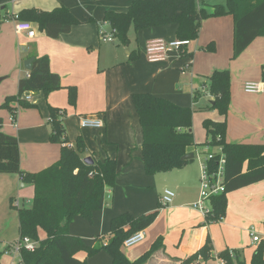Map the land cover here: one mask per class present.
Returning <instances> with one entry per match:
<instances>
[{
	"label": "crops",
	"instance_id": "0c3cea01",
	"mask_svg": "<svg viewBox=\"0 0 264 264\" xmlns=\"http://www.w3.org/2000/svg\"><path fill=\"white\" fill-rule=\"evenodd\" d=\"M132 1L0 0L3 15L17 14L26 8L52 10L64 5L81 21L70 32L61 33L57 38L47 36L34 22L36 34L28 37L16 31L13 21H0L2 131L18 138L21 168L27 172H39L61 157L63 144L51 140L49 122L51 108H61L65 110L62 123L69 142L76 144L82 138L85 143L84 159L111 157L117 160L116 184L113 189H106L104 207L94 212L92 222L78 216L69 226L70 232L81 236L86 244L93 246L98 238L106 243L111 220L121 213L139 216L158 211L154 222L144 229L145 238L131 247L123 246L130 260L139 259L159 238H163L164 246L154 251L143 264H182L203 248L210 237L213 244L210 257L200 255L187 264H226L217 257L224 250L250 262L260 243L264 242V180L228 193L223 218L206 222L201 211L193 207L200 194L199 158L198 164L190 161L179 169L155 175L146 173L143 131L132 96L150 92L181 106H199L201 109L214 101L205 83L206 78L216 70L228 69L231 73L229 111L222 115L214 110L213 118L226 120L228 142L264 144V92L245 90L247 82L264 81V36L254 39L239 56L234 57L233 16L210 17L202 21L199 37L183 50L170 53L167 60L150 62L146 57L147 43L160 38L176 40L177 24L138 31L131 26L127 45L118 38L103 41L100 36V31H112L109 23L102 22L105 11H126ZM225 2L198 0L200 6L211 11L212 5ZM90 18L97 22H89ZM209 45L215 50L206 49ZM135 55L138 57L131 60ZM37 56H48L51 71L61 78V88L47 94L43 91L27 92L25 94L30 98L24 100L30 105L13 101L10 107H3L8 97L18 95L20 79L29 74L25 62ZM71 86L76 88L74 106L68 101V87ZM196 92L199 95L195 100ZM11 106L18 108L16 124L9 121ZM82 116L103 119L105 125L102 128L82 127ZM193 116V131L198 143L203 138L201 122L195 119V114ZM205 133L207 138L206 129ZM200 149L201 145H197L187 147L186 151L196 154ZM166 189L173 190L175 198L170 205L162 207L160 198ZM33 197L34 186L25 183L19 174L0 173L3 230L17 226L15 230L20 233L19 215L13 213L15 207L11 198L14 205L21 206V202L33 200ZM253 230L262 241H253ZM13 242L7 236H1L0 264H15L20 260L18 254L7 250ZM89 264H113V261L106 251H101L89 259Z\"/></svg>",
	"mask_w": 264,
	"mask_h": 264
},
{
	"label": "trees",
	"instance_id": "16d2710c",
	"mask_svg": "<svg viewBox=\"0 0 264 264\" xmlns=\"http://www.w3.org/2000/svg\"><path fill=\"white\" fill-rule=\"evenodd\" d=\"M212 7L213 11L200 6L198 0H133L126 11L106 10L102 22L109 23L113 37L127 45L130 42L131 26L138 31L174 23L178 26L177 39L192 41L199 37L204 19L232 15L235 22L234 57L239 56L254 39L264 36V0H226L225 4H214ZM18 15L21 19L36 23L51 38L68 33L74 25L81 23L64 5L52 10L26 8ZM89 22L97 20L90 18ZM104 34V31H100L101 39ZM212 45L206 49L215 50ZM137 57L132 56L131 60ZM262 74L264 80V68ZM205 83L214 97L211 107L226 115L231 103L230 71L216 70L206 78ZM61 86L60 76L50 69L48 56H37L28 76L19 81L18 95L8 97L2 106L10 107L13 101L20 105H30L22 98L25 93L43 91L47 94ZM198 95L199 92H196L195 100ZM68 96L69 104L76 105L75 87H68ZM132 97L143 131L146 173L155 175L188 164L191 160H182L187 154V147L200 145L193 134V107L181 106L150 92L134 93ZM14 107L11 106V110ZM64 116V109L51 108L50 138L53 142L63 144V149L59 161L39 172H27L21 168L19 140L2 131L0 120V173L19 174L25 183L34 186L32 207L16 206L11 198L12 206L18 210L19 215V241L29 237L37 242L33 251L22 247L21 258L15 264H89L87 259L77 256L80 251L86 252L88 256L106 251L112 257L113 264L145 263L154 251L164 246L163 238H159L148 252L135 261L127 257L123 244L132 234L151 225L158 211L139 216L124 212L113 217L106 243L98 238L96 244L91 246L81 236L70 232L69 226L75 217H83L92 222L94 212L104 207L106 189L115 187L118 170L117 160L111 157L95 159L93 164H87L82 156L86 149L85 143L82 138L76 144L69 142L62 123ZM204 128L207 132V146L222 147L227 159L226 191L212 197L211 212L205 217L206 222H213L221 220L225 215L228 193L264 180V144L228 142L226 120L208 118L204 121ZM39 228L46 231V238H39ZM9 249L10 245L7 246ZM212 249L209 237L205 246L182 264L193 262L200 255L209 258ZM217 257L226 264H264V242L260 243L250 262L233 256L229 250L218 253Z\"/></svg>",
	"mask_w": 264,
	"mask_h": 264
},
{
	"label": "built area",
	"instance_id": "2783aa9c",
	"mask_svg": "<svg viewBox=\"0 0 264 264\" xmlns=\"http://www.w3.org/2000/svg\"><path fill=\"white\" fill-rule=\"evenodd\" d=\"M0 21H13L15 24L16 31L20 34H25L28 37H34L36 34V29L34 23L29 20L21 19L17 14H7L3 15L0 10ZM112 31L110 33L105 32L102 36L103 41H111L113 39ZM191 43L190 40L176 39L173 41H167L162 38L150 40L146 45V57L150 62L164 61L170 56V53L181 50L183 47L188 46ZM245 90L247 92H264V81L263 82H247L245 84ZM23 99L28 100L30 96L24 94ZM19 104V103H18ZM17 106L14 107L9 116V121L11 124H16L17 122ZM82 127L91 128H102L105 125L103 119H98L93 116H82L80 120ZM209 147V146H208ZM218 151H211L208 153H202L201 151H196L198 153V158L201 161V176H200V194L199 199L193 203V207L200 210L201 213L206 217L211 212V199L214 196L221 195L226 191L225 185V166L227 163L226 156L222 147H218ZM195 154V156H196ZM204 156V159H203ZM216 161V162H214ZM175 198V192L170 189H166L164 194L160 198L161 206L166 207L170 205ZM253 235L254 242H260L263 239L255 234L256 232L251 231ZM145 238L144 230H139L128 237L123 246L131 247ZM37 246V242L29 237H25L21 241H18L15 245L11 246L12 251L16 253L21 258V248L24 247L27 250L33 251ZM222 262L224 260L220 259Z\"/></svg>",
	"mask_w": 264,
	"mask_h": 264
},
{
	"label": "rangeland",
	"instance_id": "374dc122",
	"mask_svg": "<svg viewBox=\"0 0 264 264\" xmlns=\"http://www.w3.org/2000/svg\"><path fill=\"white\" fill-rule=\"evenodd\" d=\"M214 1V0H213ZM216 2V1H215ZM218 3V2H217ZM108 33H110L109 31H108ZM193 110H194V114H195V119L196 120H198V119H200V122H201V127H200V129H201V132H202V135H203V138H202V140L200 141V140H198V143H200V145H201V149L199 150V151H203L202 153H208V152H210L211 150L212 151H218L219 150V148L218 147H208L207 146V138H206V133H205V128H204V121L206 120V119H212V120H216V121H218V119H216V118H213V112H214V110L215 109H213L212 107H211V104H209V105H205V106H203L201 109H199V106H197V107H195V108H193ZM216 111H218V110H216ZM193 114V115H194ZM205 114H207V115H210V116H212V117H210V116H206ZM212 114V115H211ZM218 114V113H217ZM193 125H194V116H193ZM193 134H194V138H195V136H197L196 135V132L195 131H193ZM196 139V138H195ZM196 141H197V139H196ZM189 147H195L194 145H192V146H189ZM195 151V150H194ZM198 151V152H199ZM203 159H204V156H203ZM191 162H193V163H196V164H198V153L196 154V157L193 159V160H191ZM15 185H17V184H15ZM7 204L10 206V201H9V198H8V200H7ZM21 206H19V207H26V208H30V207H32V205H33V203H32V200H26V201H23V202H21V204H20ZM0 207H1V204H0ZM13 213L15 214V215H17L18 214V211L16 210V208H14V211H13ZM19 218L17 217V220H18ZM3 225H4V219L3 218H1L0 217V238H1V236H7L9 239H10V242H13V244L12 245H15L19 240H20V233L18 232V229H17V231L15 230V227L17 228V226H15L14 228L12 227V229L11 228H9V229H6V230H3L4 228H3ZM38 236H39V238L40 239H44V238H46L47 237V233H46V231L43 229V228H39V230H38ZM77 256L80 258V259H87L88 260V262H89V259L90 258H93L94 256H88L87 255V253L86 252H84V251H80V252H78L77 253ZM243 260H245V259H243Z\"/></svg>",
	"mask_w": 264,
	"mask_h": 264
},
{
	"label": "water",
	"instance_id": "95a60500",
	"mask_svg": "<svg viewBox=\"0 0 264 264\" xmlns=\"http://www.w3.org/2000/svg\"><path fill=\"white\" fill-rule=\"evenodd\" d=\"M34 61V58H30V59H28L26 62H25V67L28 69V70H30L31 69V67H32V62ZM3 80V78L2 77H0V82ZM195 158V154L193 153V152H190V153H187V154H185L183 157H182V160H192V159H194ZM85 162L87 163V164H93L94 163V160H93V158L92 157H87L86 159H85Z\"/></svg>",
	"mask_w": 264,
	"mask_h": 264
}]
</instances>
